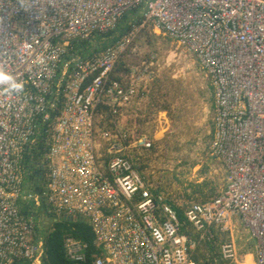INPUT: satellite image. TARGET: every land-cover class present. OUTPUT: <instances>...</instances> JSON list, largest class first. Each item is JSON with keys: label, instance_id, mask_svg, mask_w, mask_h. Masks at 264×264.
Returning a JSON list of instances; mask_svg holds the SVG:
<instances>
[{"label": "built area", "instance_id": "built-area-1", "mask_svg": "<svg viewBox=\"0 0 264 264\" xmlns=\"http://www.w3.org/2000/svg\"><path fill=\"white\" fill-rule=\"evenodd\" d=\"M139 8L124 49L151 23L212 79L213 155L240 190L229 200L237 199L264 264V0H0V264H49L34 214L22 206L44 207L49 224L89 223L100 251L93 264H217L197 257L201 243L213 244L212 228H225L223 197L187 206L181 220L137 167L153 140L120 126L145 93L140 71L116 77L112 47L90 59L69 51ZM35 147L40 188L27 192L22 163ZM63 248L69 261L87 260L80 239L66 236ZM222 248L235 261L234 243Z\"/></svg>", "mask_w": 264, "mask_h": 264}, {"label": "rangeland", "instance_id": "rangeland-1", "mask_svg": "<svg viewBox=\"0 0 264 264\" xmlns=\"http://www.w3.org/2000/svg\"><path fill=\"white\" fill-rule=\"evenodd\" d=\"M154 30L152 24L147 23L135 31L127 48L124 49L123 37L111 45L117 53L115 76L135 69L140 71L139 87L145 88V93L128 105L125 117L120 119L124 129L153 140L151 150L140 152L137 167L155 193L163 194L178 213L182 214L189 205L207 204L223 197L225 228H212L213 244H200L199 260L217 264H260L259 255L263 250L257 249L252 227L239 209L233 208L232 203L237 199L229 200L231 194L240 190L229 183L224 164L213 155L216 111L212 79L185 45ZM104 51L84 55V58L103 55ZM43 217L35 220L38 227L49 234L57 221L51 223L50 229ZM193 236L198 239L195 233ZM42 239L46 245L45 237ZM232 242L235 261L226 259L222 248Z\"/></svg>", "mask_w": 264, "mask_h": 264}, {"label": "trees", "instance_id": "trees-1", "mask_svg": "<svg viewBox=\"0 0 264 264\" xmlns=\"http://www.w3.org/2000/svg\"><path fill=\"white\" fill-rule=\"evenodd\" d=\"M142 21V8L135 9L128 14H126L118 23L113 31L106 34H94L92 37L79 41L72 45L69 50L71 53L77 54L84 58V55L90 53H99L102 50L110 48L116 41L120 38L126 36L133 28L137 26ZM39 147H35L28 150L24 154V160L22 163L23 169L29 171V175H24L23 179L25 181V188L27 184L30 188L34 190L40 188L39 182V169L37 168V157L40 154ZM27 183V184H26ZM176 208V207H175ZM30 208L22 206L24 213L28 212ZM39 209L40 214H35V208L31 209L34 214L35 219L46 214V209L44 207L36 208ZM27 214V213H26ZM179 216L182 218L181 212ZM52 226V224H51ZM54 230L49 234H44L46 240L47 254L49 258V263L51 264H93V256L99 254L100 251L94 245L95 235L92 231V227L84 220L78 218H62L55 222ZM66 236H73L88 245L86 252L87 260L85 262L75 263L66 259L65 251L63 248V241Z\"/></svg>", "mask_w": 264, "mask_h": 264}, {"label": "crops", "instance_id": "crops-1", "mask_svg": "<svg viewBox=\"0 0 264 264\" xmlns=\"http://www.w3.org/2000/svg\"><path fill=\"white\" fill-rule=\"evenodd\" d=\"M22 174H23V177H24V175L26 174V176H28L29 175V171H27V170H24L23 169V171H22ZM27 184V183H26ZM27 188V190H33V188H30V185L29 184H27V186H26ZM37 211V209H35V212ZM38 214H40V212H38ZM42 215V214H41ZM40 215V216H41ZM42 217H43V215H42ZM39 219V218H38ZM43 220H45V217H43ZM46 226V225H45ZM50 229H51V225L50 224H48L47 225ZM37 230H38V238H43L44 237V235L43 234H45V232H43V230L42 229H40L39 227H37ZM197 259H198V257H197Z\"/></svg>", "mask_w": 264, "mask_h": 264}, {"label": "bare ground", "instance_id": "bare-ground-1", "mask_svg": "<svg viewBox=\"0 0 264 264\" xmlns=\"http://www.w3.org/2000/svg\"><path fill=\"white\" fill-rule=\"evenodd\" d=\"M73 44H75V42H74V43H72V45H73Z\"/></svg>", "mask_w": 264, "mask_h": 264}, {"label": "clouds", "instance_id": "clouds-1", "mask_svg": "<svg viewBox=\"0 0 264 264\" xmlns=\"http://www.w3.org/2000/svg\"><path fill=\"white\" fill-rule=\"evenodd\" d=\"M0 78H3V77H0Z\"/></svg>", "mask_w": 264, "mask_h": 264}]
</instances>
